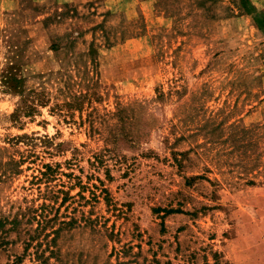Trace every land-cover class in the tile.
Masks as SVG:
<instances>
[{
    "label": "rangeland",
    "instance_id": "rangeland-1",
    "mask_svg": "<svg viewBox=\"0 0 264 264\" xmlns=\"http://www.w3.org/2000/svg\"><path fill=\"white\" fill-rule=\"evenodd\" d=\"M0 264H264V0H0Z\"/></svg>",
    "mask_w": 264,
    "mask_h": 264
},
{
    "label": "trees",
    "instance_id": "trees-1",
    "mask_svg": "<svg viewBox=\"0 0 264 264\" xmlns=\"http://www.w3.org/2000/svg\"><path fill=\"white\" fill-rule=\"evenodd\" d=\"M4 84L9 88L14 91H21L20 86L22 85V79L17 77L15 73H12L10 71H7L6 74H4V79H3ZM36 99L40 100V102L43 101V97H41V94L37 95ZM30 103H26L25 105V112L26 114H31L32 111H34V103L31 100H28Z\"/></svg>",
    "mask_w": 264,
    "mask_h": 264
}]
</instances>
